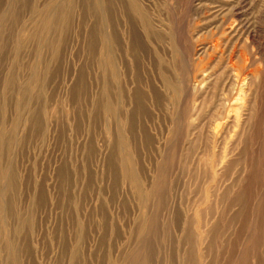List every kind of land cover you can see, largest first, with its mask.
<instances>
[{
    "label": "rangeland",
    "instance_id": "374dc122",
    "mask_svg": "<svg viewBox=\"0 0 264 264\" xmlns=\"http://www.w3.org/2000/svg\"><path fill=\"white\" fill-rule=\"evenodd\" d=\"M120 1L117 47L99 27L91 50L95 19L75 0L45 70L58 32L40 33L44 7L66 0H0V187L7 171L23 181L11 206L1 190L0 264H17L13 243L18 264H264V0ZM128 2L161 41L136 15L142 46L130 48ZM32 33L41 48L14 47ZM21 88L30 101L43 91L36 133Z\"/></svg>",
    "mask_w": 264,
    "mask_h": 264
},
{
    "label": "bare ground",
    "instance_id": "6f19581e",
    "mask_svg": "<svg viewBox=\"0 0 264 264\" xmlns=\"http://www.w3.org/2000/svg\"><path fill=\"white\" fill-rule=\"evenodd\" d=\"M114 1H117V0H104V4L102 3V6L101 7H104V13H105L104 16L105 17L101 14V18L99 19V20H101V23H100V21L99 22L97 21V13H98L97 12V6L99 4L96 5V1H94V0H85V2H84V4L88 8V9L86 8V11H84V13L86 15H93L94 16V19H95V24H94L93 28L89 31L90 41H91V39H92V41H95L93 37H96L97 36V31H99V27L100 28L103 27L102 28V30L104 31L103 32L104 33L103 34L104 35L103 36V39H104L105 47H106L107 50L110 49V46L111 45L113 47H117V44H119V42H121V37H118L119 34L117 35V33H116V21L114 19ZM118 1H120V0H118ZM86 2H87V4H86ZM124 2H125V0H124ZM128 3L129 4H126V12L124 13V15L126 16L127 24H129V27H130L129 32H128L129 40H130V43H131L130 44L131 45L130 48H134V49H137L138 50V47L140 48L142 46L141 44H139V42L140 43L142 42V38L136 32V27L133 26L134 24H136V20H137L136 15H137V17H139V20L143 24V26H144V28L146 30V33L148 35V37L150 39L153 38L156 41H161L164 38L163 35H161V33H159L158 31H156V29L154 28V26L151 25L149 19L144 14V12H142L140 10H136V8L138 6H136L135 3H131V2H128ZM57 4H58V2L57 3L55 2L53 5H47V6L44 7V9H46L44 11V13H43L45 15V20H43L44 22L42 23V25L40 24L41 25L40 28H41V31H42L40 33H50L51 31H53V29L56 30V33L58 32L56 35L54 34L55 35V38H56V43L57 44L53 46L54 43L51 44L52 41H50L49 43L47 42V44L45 45L46 46V52H47V59L52 58V60L50 62H47V63L44 64V69L45 70L47 69L46 66L49 63H51V62H54L55 63L56 59L58 60V58H59L58 55H60V51H61V48H62V47H60V44L66 40V36H67V34L69 33V31L71 29L70 23H71V20H73V15H74V11H75L74 10L75 0H66V2L62 3V5H60V6L57 5ZM100 5H101V3H100ZM111 6H112V8H111ZM21 7L22 8H26V7L29 8V5L27 4V0H22ZM100 8L98 10H100ZM110 8L112 9V11L110 10ZM121 9H124V7H121ZM109 14H110V16H109ZM111 14H112V16H111ZM84 17H86V16L84 15ZM52 20L54 21V23L51 22ZM102 23H103V25H102ZM57 29H58V31H57ZM39 36L37 37V35L35 33H32L31 35H29L28 40H25V42L22 40L23 37L22 38H18L17 40H14V47H15V44L17 43V46H20V47H22L24 49L26 46H28L31 43L35 42V47L36 48H41L42 47V41H41L42 38L40 39ZM40 37H42V36H40ZM5 38L6 37H4L3 35H0V39L7 46V40H5ZM46 41H48V39ZM92 41L90 42L91 44H92ZM44 43L45 42L43 41V44ZM24 44H27V45L23 46ZM52 46H53V49L52 50L48 49V48H50ZM120 47H121V45H120ZM90 48H91V50L93 49V44L90 45ZM105 51H104L103 61H104V64L106 66V68H105L106 75H105V73H104V75H102V77H103L102 79L104 80V82H103V85L104 86H102V87H104L105 93L103 92V101H102V103L104 104V111L106 113L112 114L113 105L109 102V98L111 97V89H112L111 87H112V83H113L112 80L115 78L114 73H113L114 72L113 71V66H114L113 64L114 63L113 64L112 63H109V61L111 62V60L108 59L109 51H106V52ZM35 68L32 69V70H36ZM44 69L42 68L40 70V72L44 71ZM33 73H34V71L31 74H33ZM38 73H39V71L36 70V73H35L36 75L35 76H37ZM11 76H12L11 77V81H9L7 83L9 85V88H11V87L14 86V77H13V75H11ZM31 77H32V75H31ZM79 78L80 79H84L82 70L80 72ZM30 81H31V79H30ZM35 82H38V81H35ZM28 83H30V82L28 81ZM7 84H5V85H7ZM44 85H45L44 83H41V84L38 83L37 87H39V88H41L43 90ZM78 85H79V87H77V90L79 91L80 88H82L83 86L80 85V84H78ZM21 90H24V89L21 88ZM21 93H22L21 95H26L27 96V99L30 101V98L28 97V95L26 93V90H24V92L21 91ZM78 94H80V93L78 92ZM41 95L43 97V91L41 92ZM3 96H2V98H3ZM137 96H138V93L136 94V97ZM38 97L39 98H42L41 96H38ZM38 97L34 101H30L29 106H31V108L27 109L28 112H29V115H30L28 117H30L29 119H30L31 125H32V130H31L32 133H36L37 132V131L34 130V127L37 128V129H39V127L41 128V126H42V124H41V122H42L41 111L38 108V106H39L38 105V103H39ZM3 99H5V98H3ZM137 99H140L139 96H138ZM26 103H28V102H26ZM228 112H229V110H228ZM217 118H219V116ZM114 154L115 153H113V155ZM119 155H121V153ZM120 160H119V162H121ZM124 160H126V159L124 158ZM111 165H112L111 168H113L114 165L113 164H111ZM8 167H10V166H8ZM123 170H125V172H126L125 174H127V175L129 174L130 175V172L127 169H125V167H123ZM4 173H5V171L2 172V170H0V177H3L2 174L4 175ZM7 173H8V171H7ZM7 173L4 176V177L7 176V178H5V180L7 179V182H6L7 191L4 190L3 188L2 189L7 193V201L9 203V205L11 206V202L13 203L12 198H11V195H14L16 193L17 189H18V192L20 193V190L19 189H20V186L23 184V181L20 179V177L17 175V173H13L12 172L10 175H7ZM15 174H16V176H15ZM2 189L0 187V201H2V196L1 195L4 193L3 191H1ZM2 204H1V206H2ZM4 206H5V204H4ZM25 225L26 224L21 220V217H19V225H18L17 235H20L22 233L21 232L22 229H20V228L23 227V226H25ZM12 249L14 250L13 253L15 255V261L14 262L17 261V264H18V261H19V257L18 256L20 255V254H18L19 247H18V245L16 243L15 244L13 243L11 250ZM21 250H22V252H23V254L25 256H28V253H27L28 251L26 252V243H24V245H22ZM72 260H74V257H72Z\"/></svg>",
    "mask_w": 264,
    "mask_h": 264
}]
</instances>
